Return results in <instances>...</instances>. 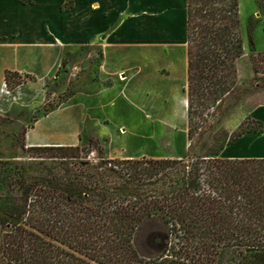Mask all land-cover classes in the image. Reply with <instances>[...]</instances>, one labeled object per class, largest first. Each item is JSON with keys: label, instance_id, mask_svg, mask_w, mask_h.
Instances as JSON below:
<instances>
[{"label": "trees", "instance_id": "obj_1", "mask_svg": "<svg viewBox=\"0 0 264 264\" xmlns=\"http://www.w3.org/2000/svg\"><path fill=\"white\" fill-rule=\"evenodd\" d=\"M251 27L252 19L251 63L264 73V51H256ZM243 50L239 0H187L188 160L102 157L99 170L79 164L42 182L22 180L9 218H0V264H219L230 253L239 264H264V157L220 156L243 134H264V122L247 117L217 136L209 151L190 154L196 119L204 121L235 90ZM16 75L6 70L5 83ZM86 148L32 145L26 151L78 159ZM164 174L161 187L136 188ZM157 217L168 228L166 251L145 259L133 236L145 219Z\"/></svg>", "mask_w": 264, "mask_h": 264}, {"label": "rangeland", "instance_id": "obj_2", "mask_svg": "<svg viewBox=\"0 0 264 264\" xmlns=\"http://www.w3.org/2000/svg\"><path fill=\"white\" fill-rule=\"evenodd\" d=\"M72 5L73 0L63 1L60 18L67 17L63 10ZM239 19L244 50L243 56L237 61L236 88L224 97L216 108L209 110L204 121L196 119V124L200 127L193 136L190 154L209 151L210 147L216 144L217 136L220 137L224 133L229 135L238 129L243 121L247 123L250 110L264 103V73L254 71L247 40L248 21L252 19L255 49L257 52L264 51V0H239ZM45 28L51 37L50 41L54 43V50H49L47 45L34 43L21 46L16 42V30H12L11 34H3L0 40V45L9 44L11 48L9 51H0V218H9L10 200L20 192L19 187L24 179L29 182H42L48 174L53 176L67 168H76L79 164L99 170L100 166H105L102 157L142 158L107 155L111 148L117 152L120 147L141 142V138H145L141 124H125L126 132L123 133L119 131L120 124L110 123L111 131H107V134L96 121H92L85 110L88 107V96H93L96 92L92 81L99 64L98 56L93 54L96 49L92 51L68 40L69 36L59 24L54 29L49 25ZM27 32L28 35H34L36 29L27 28ZM5 70L18 73L11 78L9 84L5 83ZM4 83L6 90H3ZM183 108L184 105L181 104V115L177 118L167 115L165 117L158 113L148 118L149 126L154 128L155 135L153 141L149 138L145 148L166 154L182 151L181 157L188 160L190 140L185 139L184 133V126L188 129V119L186 117L187 121L185 120ZM72 113L76 122L68 125L66 121L70 120ZM38 121H41L37 127L38 132L43 134L53 133L52 131L59 127L80 129L79 137H85V141L77 145L87 147L80 153L83 157L51 160L29 155L26 147L32 145L28 144V139L36 140L35 126ZM93 126L96 127L100 138L96 136ZM120 130L125 131L123 128ZM103 135L106 137L102 138ZM22 143H25V149L22 148ZM99 147L102 148L101 152ZM143 157L177 158L169 155ZM163 184H166V174L162 175L157 183L136 185V188L140 187L142 191L161 187ZM167 233L168 228L161 218L145 219L134 233L133 246L141 257L156 259L166 251ZM219 264L239 262L237 256L230 253L223 257Z\"/></svg>", "mask_w": 264, "mask_h": 264}, {"label": "crops", "instance_id": "obj_3", "mask_svg": "<svg viewBox=\"0 0 264 264\" xmlns=\"http://www.w3.org/2000/svg\"><path fill=\"white\" fill-rule=\"evenodd\" d=\"M63 1L0 0V40L3 34L16 30V42L21 46L34 43L54 50L45 27L54 29L59 24L68 40L92 51L96 49L93 54L98 56L99 64L92 79L96 92L88 96L85 108L92 121L107 134L110 123L120 124L119 131L123 133L125 124L143 127L145 138L141 142L120 147L117 152L111 148L107 155L181 157L182 151L153 152L145 145L155 135L149 117L158 113L177 118L181 104L185 120L187 117V0H73V5L63 10L65 19L59 15ZM32 27L36 32L28 35L27 28ZM10 49L9 44L0 45V51ZM249 115L264 122V103L253 107ZM69 117L68 125L76 122L73 113ZM40 123L35 126L36 140L28 139V144L77 145L85 141V137H79L80 129L59 127L43 134L38 132ZM186 129L184 126L185 139ZM220 156L264 157V134L245 133L226 145Z\"/></svg>", "mask_w": 264, "mask_h": 264}, {"label": "built area", "instance_id": "obj_4", "mask_svg": "<svg viewBox=\"0 0 264 264\" xmlns=\"http://www.w3.org/2000/svg\"><path fill=\"white\" fill-rule=\"evenodd\" d=\"M6 88H7V87H6V84L4 83V84H3V90H6Z\"/></svg>", "mask_w": 264, "mask_h": 264}, {"label": "bare ground", "instance_id": "obj_5", "mask_svg": "<svg viewBox=\"0 0 264 264\" xmlns=\"http://www.w3.org/2000/svg\"><path fill=\"white\" fill-rule=\"evenodd\" d=\"M120 77V76H119Z\"/></svg>", "mask_w": 264, "mask_h": 264}]
</instances>
